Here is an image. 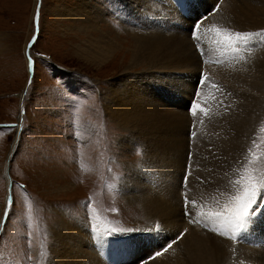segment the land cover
I'll return each mask as SVG.
<instances>
[{
	"label": "rangeland",
	"instance_id": "374dc122",
	"mask_svg": "<svg viewBox=\"0 0 264 264\" xmlns=\"http://www.w3.org/2000/svg\"><path fill=\"white\" fill-rule=\"evenodd\" d=\"M89 1L99 5L94 9L100 14V25L114 37V48L103 62H96L92 53L95 46L103 47L98 40L101 33L71 18L82 0H0V264H50L51 228L62 216L77 219L87 228L95 226V231L119 230L115 232L130 236L122 241L127 243L136 241L135 234L140 235L152 224L143 208L129 203L122 192V181L131 175L127 165H140L144 150L140 146H120L119 140L126 134L108 117L104 93L122 83L123 74L129 71L136 38L173 37L174 31L186 32L187 28L173 30L171 23L177 26L174 20L179 21V17H174L163 0H148L143 6L138 0ZM165 1L172 7L171 0ZM38 5L37 28L34 21ZM217 7L207 10L203 22L216 13ZM187 13L188 20H181L187 22L190 33H186L192 35L196 18L190 9ZM37 32L39 38L31 49L34 73L26 88L29 74L25 54ZM193 38L190 36L191 41ZM201 46L207 57L213 56L211 45L208 50ZM152 69L137 66L132 76L146 86V77L154 73L159 77ZM199 93L211 97L204 87ZM213 97L200 102L221 108L222 92H215ZM18 119L20 131L2 127L14 125ZM216 128H220V122L211 123V132ZM178 139L183 140L181 135ZM252 143L239 177L245 168L264 176L263 158L254 156H264V116ZM208 156V163H203V152L193 157V182L202 177L207 164H212L211 154ZM6 164L11 185L5 178ZM107 175L117 184L113 189L102 184ZM6 183L14 197L11 206L5 203ZM251 227L254 231L261 229L260 224ZM163 232L170 230L165 228ZM240 248L251 252L253 259L262 250L241 244ZM258 259L264 262V255Z\"/></svg>",
	"mask_w": 264,
	"mask_h": 264
},
{
	"label": "bare ground",
	"instance_id": "6f19581e",
	"mask_svg": "<svg viewBox=\"0 0 264 264\" xmlns=\"http://www.w3.org/2000/svg\"><path fill=\"white\" fill-rule=\"evenodd\" d=\"M138 1L140 6L149 3ZM89 2L82 0L71 18L83 21L86 29L101 33L98 40L103 47L95 46L92 53L96 62H103L114 48V37L100 25V14L94 9L99 5ZM163 2L177 19L172 7ZM215 4L216 13L203 22L198 33L204 40V50L210 45L211 50L216 49L209 42L214 33L204 37V30L212 25L221 30L264 31V0H196L195 6L189 4V9L197 19L205 17ZM174 22L177 26L171 23L173 30L186 27L190 33L186 21L179 18ZM174 32L173 37L163 34L136 38L132 65L123 74L121 87L114 86L104 93L108 117L126 134L119 140L120 146L131 149L140 146L144 150L140 165L126 164L131 175L122 181V192L129 203L143 208L151 226L135 235L136 241L118 242L115 235L93 231L77 219L62 216L51 228L50 264H264L258 259L264 255L263 247L255 253L254 260L251 252L232 246V239L213 231L214 226L190 223V217L185 215V199L195 201L192 215L199 216L219 210L235 194L238 186L234 182L240 178L264 116V43L257 41L249 46L250 51L239 54L221 49L226 62L212 67L200 62L192 44L195 39L191 41L190 34L183 30ZM143 65L153 66L151 71L159 75L153 72L154 75L146 77V86L132 76V69ZM202 71L209 77L206 82L212 83L205 88L211 97L199 93L198 106L191 114L188 104ZM155 80L157 84H152ZM219 91L223 94L221 108L200 102L213 99ZM215 121L220 122V128L211 132V123ZM180 135L183 140L178 139ZM201 152L203 163L210 161L208 154H211L212 164H207L201 171L202 177L193 182L192 160ZM260 206L263 209L254 212V219L246 223L241 237L237 234L239 241L243 240L242 246H264V205ZM253 224H260L261 229L254 231ZM165 228L170 232H163ZM155 232L161 234L157 236ZM170 243L167 252L152 258Z\"/></svg>",
	"mask_w": 264,
	"mask_h": 264
},
{
	"label": "snow or ice",
	"instance_id": "6c2138e0",
	"mask_svg": "<svg viewBox=\"0 0 264 264\" xmlns=\"http://www.w3.org/2000/svg\"><path fill=\"white\" fill-rule=\"evenodd\" d=\"M39 5L37 6V11L35 15V24L37 28L39 27ZM203 19L198 21L195 28L193 29V37L197 41L201 40V35L198 34L201 32L203 26ZM209 33H214L210 39V43L216 46V50H225L230 51L235 54H239L242 51H250V45L259 41L264 43V31L258 32H240L233 31L228 28L223 30L217 28L215 25L204 30V37L207 38ZM39 38V34L33 36V40L29 43L28 52H27V61H28V70L29 73H34V60L31 57V49L33 45ZM39 55V53L37 54ZM244 59L243 56L239 57ZM207 75L204 76V79L201 81L203 84L205 80H208ZM215 87V85H213ZM222 103V102H221ZM195 107L193 112H195ZM203 111V109H201ZM207 114V113H205ZM8 128H16V125L2 126ZM251 164L252 161H249ZM235 185L238 187L235 190L234 195H230L228 200L221 205V208L215 212L211 213H201L199 216L192 215L194 210L195 201H188L185 199V215L189 216V222H201L212 227L213 231L218 232L220 235H227L232 240H236L237 234L242 228L245 227L246 223L253 216L256 209L260 207L261 204H264V176H257L254 174V170L251 168H245L241 173L240 178L235 180ZM11 197H9V205L11 206ZM192 204L193 208H188V204ZM7 215V213H6ZM96 228L94 226L93 231ZM171 243L162 250V252H157L153 255V259L157 256L167 252L171 248Z\"/></svg>",
	"mask_w": 264,
	"mask_h": 264
}]
</instances>
